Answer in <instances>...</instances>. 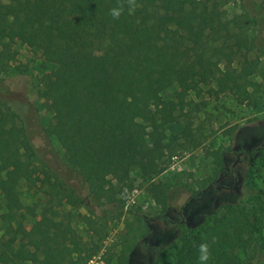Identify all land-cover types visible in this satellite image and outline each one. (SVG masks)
<instances>
[{
  "label": "trees",
  "instance_id": "trees-1",
  "mask_svg": "<svg viewBox=\"0 0 264 264\" xmlns=\"http://www.w3.org/2000/svg\"><path fill=\"white\" fill-rule=\"evenodd\" d=\"M117 2L0 0V71L8 63L5 41L11 39L40 49L46 62L56 67L44 90L58 125L52 135L92 201L100 199L97 180L110 176L128 183L132 170L138 169L150 182L154 200L162 203L167 192L154 179L161 172L166 146L150 144L166 138L165 127L178 120L187 94H201L204 85L214 82L217 94L228 91L242 103L251 102L255 94L249 90V77L257 71L258 60L245 57L239 69L218 67L212 58L218 48L209 43L226 40L230 27L215 1L137 0L140 7L133 15L125 11L114 20L109 12ZM254 4L257 13L250 18L264 27V0ZM238 34V49H251L243 28ZM175 83V99H164L162 91ZM149 104L154 107L150 115ZM31 149L18 114L0 104V200L6 209L0 227L9 226L0 239V264H87L99 247H83L75 229L52 207L42 210L32 231L13 226L23 209L21 182L42 181L38 168L23 159ZM258 149L264 154V148ZM257 193L259 203L232 207L225 219H215L186 238L174 264H199L201 243L210 246L208 264H239L236 251L261 230L264 190ZM135 218L143 235L150 234L148 220L139 212ZM160 218L175 221L169 215ZM136 244V237L124 238L120 264H131ZM142 244L154 252L157 264L159 246Z\"/></svg>",
  "mask_w": 264,
  "mask_h": 264
},
{
  "label": "rangeland",
  "instance_id": "rangeland-1",
  "mask_svg": "<svg viewBox=\"0 0 264 264\" xmlns=\"http://www.w3.org/2000/svg\"><path fill=\"white\" fill-rule=\"evenodd\" d=\"M211 1L218 3L230 33L226 40L210 41L218 48L215 55L210 54L221 70L239 69L245 57L257 59V71L249 77L253 82L249 90H254L255 97L242 103L228 91L217 94L214 82L204 85L199 95L187 94V106L177 112L178 120L165 127L166 138L150 144L166 146L159 162L161 172L154 179L167 192L162 203L154 200L150 182L141 178L138 169L132 170L128 183L110 176L97 180L94 186L100 199H90L86 184L71 170L52 135L58 125L44 90L56 67L46 62L40 49L17 39L5 41L8 63L0 71V104L15 111L26 127L32 149L23 159L38 168L42 180L37 185L21 182L23 209L13 223L15 228L21 224L32 231L42 210L52 207L75 229L83 247H99L87 264H120L128 236L137 242L131 264H154V252L143 247L144 241L159 246L157 264H174L186 238L202 232L215 219H225L232 207L260 202L257 191L264 190V154L258 149L264 148V27L250 18L257 13L255 0ZM240 28L251 49H238ZM177 90L175 83L161 95L175 99ZM153 112L149 104L147 113ZM109 136L106 132L105 138ZM5 210L0 200V214ZM136 212L148 220L150 234L143 235ZM261 214V230L236 251L239 264H264V208ZM161 215L175 221H164ZM8 227H0V239L6 237Z\"/></svg>",
  "mask_w": 264,
  "mask_h": 264
},
{
  "label": "clouds",
  "instance_id": "clouds-1",
  "mask_svg": "<svg viewBox=\"0 0 264 264\" xmlns=\"http://www.w3.org/2000/svg\"><path fill=\"white\" fill-rule=\"evenodd\" d=\"M140 7L137 0H118L117 5L110 9L109 15L114 20H119L120 17L127 11L128 15H133L137 8ZM198 261L199 264H208L211 259V250L208 243L198 245Z\"/></svg>",
  "mask_w": 264,
  "mask_h": 264
}]
</instances>
